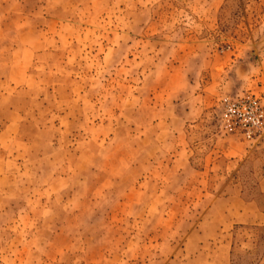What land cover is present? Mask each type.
<instances>
[{
    "label": "rangeland",
    "instance_id": "374dc122",
    "mask_svg": "<svg viewBox=\"0 0 264 264\" xmlns=\"http://www.w3.org/2000/svg\"><path fill=\"white\" fill-rule=\"evenodd\" d=\"M263 81L264 0H0V264L257 263Z\"/></svg>",
    "mask_w": 264,
    "mask_h": 264
},
{
    "label": "built area",
    "instance_id": "2783aa9c",
    "mask_svg": "<svg viewBox=\"0 0 264 264\" xmlns=\"http://www.w3.org/2000/svg\"><path fill=\"white\" fill-rule=\"evenodd\" d=\"M262 90L222 100L219 127L252 146L264 138V81Z\"/></svg>",
    "mask_w": 264,
    "mask_h": 264
},
{
    "label": "crops",
    "instance_id": "0c3cea01",
    "mask_svg": "<svg viewBox=\"0 0 264 264\" xmlns=\"http://www.w3.org/2000/svg\"><path fill=\"white\" fill-rule=\"evenodd\" d=\"M252 203H248V202H243V206H249L251 205ZM241 223V222H239ZM249 225H252L253 228H260V227H264V214H263V220L261 223H253V222H250ZM263 259H264V249L262 251V255L260 256V259L257 263H252V264H263ZM222 264H230L227 260Z\"/></svg>",
    "mask_w": 264,
    "mask_h": 264
}]
</instances>
